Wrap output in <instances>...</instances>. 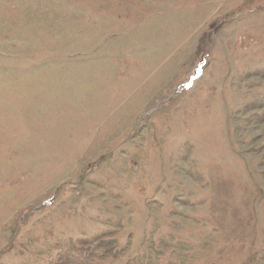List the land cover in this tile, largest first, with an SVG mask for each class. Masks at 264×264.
<instances>
[{"label":"rangeland","instance_id":"1","mask_svg":"<svg viewBox=\"0 0 264 264\" xmlns=\"http://www.w3.org/2000/svg\"><path fill=\"white\" fill-rule=\"evenodd\" d=\"M0 264H264V0H0Z\"/></svg>","mask_w":264,"mask_h":264}]
</instances>
